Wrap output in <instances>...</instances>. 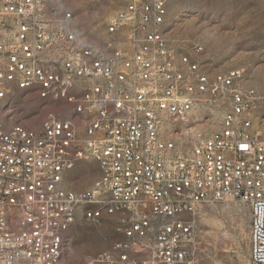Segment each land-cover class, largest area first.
Returning a JSON list of instances; mask_svg holds the SVG:
<instances>
[{
  "label": "built area",
  "instance_id": "built-area-1",
  "mask_svg": "<svg viewBox=\"0 0 264 264\" xmlns=\"http://www.w3.org/2000/svg\"><path fill=\"white\" fill-rule=\"evenodd\" d=\"M90 1L113 7L99 42L67 0H0V264H62L78 219L121 234L87 264H196L199 209L227 200L249 209L247 264H264L258 91L237 69L209 71L200 44L171 40L181 0ZM18 92L50 107L39 127ZM81 160L99 173L76 190Z\"/></svg>",
  "mask_w": 264,
  "mask_h": 264
},
{
  "label": "rangeland",
  "instance_id": "rangeland-1",
  "mask_svg": "<svg viewBox=\"0 0 264 264\" xmlns=\"http://www.w3.org/2000/svg\"><path fill=\"white\" fill-rule=\"evenodd\" d=\"M67 0L73 10L76 25L91 40L99 42L104 37L105 22L113 13L108 1ZM169 36L177 44H200L203 49L199 59L209 71L225 72L237 69L240 84L254 88L260 95L251 112L252 126L264 134V0H181L171 17ZM27 123L37 128L50 109L44 101L25 93H16ZM189 124L198 131L202 123ZM213 124V121H209ZM207 125V126H208ZM192 128V127H190ZM98 165L93 160L76 163L70 174L68 186L84 190L98 176ZM196 230L200 252L196 264H247L249 257V209L234 200L203 205L196 216ZM65 250L62 264H87L90 257L108 250L121 238L112 220L98 224L76 220L65 232Z\"/></svg>",
  "mask_w": 264,
  "mask_h": 264
},
{
  "label": "bare ground",
  "instance_id": "bare-ground-1",
  "mask_svg": "<svg viewBox=\"0 0 264 264\" xmlns=\"http://www.w3.org/2000/svg\"><path fill=\"white\" fill-rule=\"evenodd\" d=\"M76 3H82V1L80 0V1H76ZM195 128L194 127H192V128H187V133H191V132H195Z\"/></svg>",
  "mask_w": 264,
  "mask_h": 264
}]
</instances>
